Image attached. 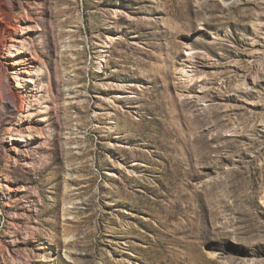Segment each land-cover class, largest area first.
Masks as SVG:
<instances>
[{
	"label": "rangeland",
	"instance_id": "obj_1",
	"mask_svg": "<svg viewBox=\"0 0 264 264\" xmlns=\"http://www.w3.org/2000/svg\"><path fill=\"white\" fill-rule=\"evenodd\" d=\"M0 264H264V0H0Z\"/></svg>",
	"mask_w": 264,
	"mask_h": 264
},
{
	"label": "bare ground",
	"instance_id": "obj_2",
	"mask_svg": "<svg viewBox=\"0 0 264 264\" xmlns=\"http://www.w3.org/2000/svg\"><path fill=\"white\" fill-rule=\"evenodd\" d=\"M68 205H69V204H68ZM68 205H67V206H68ZM70 205H71V204H70ZM73 206H74V205H73ZM69 207H71V206H69ZM67 208H68V207H67ZM72 208H73V207H72ZM65 209H66V208H65ZM71 210H72V209H71ZM67 211H68V210H67ZM68 212H69V211H68ZM70 212H71V211H70ZM37 256H38V254H37ZM41 257H43V256H41ZM69 257H70V256H69ZM45 258H46V257H45ZM47 258H48V256H47ZM46 261H47V259H46ZM49 262H50V261H49ZM49 262H48V263H49ZM42 263H43V262H42ZM45 263H46V262H45Z\"/></svg>",
	"mask_w": 264,
	"mask_h": 264
}]
</instances>
